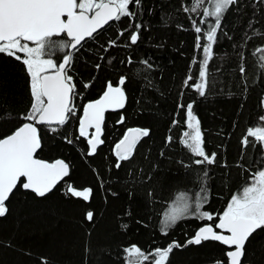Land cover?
I'll return each mask as SVG.
<instances>
[{"label":"trees","instance_id":"1","mask_svg":"<svg viewBox=\"0 0 264 264\" xmlns=\"http://www.w3.org/2000/svg\"><path fill=\"white\" fill-rule=\"evenodd\" d=\"M193 3L140 0L130 6L135 17L111 22L78 50L51 49L50 58L58 62L72 51L69 74L78 93L76 111L63 126H37L42 149L35 157L49 162L61 158L70 165V174L45 197L19 185L14 190L6 202L8 213L0 217V264H128L126 248L136 245L147 254L173 241L181 246L173 248L166 264H228L229 248L220 242H185L205 223L215 229L231 196L264 167L261 144H242L248 128L264 125L259 119L264 116V68L259 61L264 52H256L264 49V0H237L224 14L204 96L194 87L200 82L203 52L196 48L198 34L192 20L200 25L202 19L211 23L214 18L202 15L208 0L195 12H186ZM135 25H140L139 37L132 44L129 37ZM53 39L67 38L61 34ZM110 41L115 45L109 46ZM201 42H206L203 36ZM190 75L193 79L185 84ZM120 76L126 77L125 106L105 112L104 143L89 155L87 140L93 129L89 137L79 136L83 105L98 98L109 81L115 86ZM31 102L26 66L0 54V138L25 122ZM188 103L200 121L206 153H216L211 165H195L198 157L180 143L188 130ZM130 127L146 128L149 135L140 139L130 160L118 161L113 146ZM68 184L91 188L90 199L67 193ZM201 186L207 187L209 195L201 211L212 213L213 220L186 215L164 234L162 218L170 203L187 191L194 207ZM87 211L93 212L92 221L86 219ZM246 252L243 264H264V231L254 234ZM153 263L151 258L145 262Z\"/></svg>","mask_w":264,"mask_h":264},{"label":"snow or ice","instance_id":"2","mask_svg":"<svg viewBox=\"0 0 264 264\" xmlns=\"http://www.w3.org/2000/svg\"><path fill=\"white\" fill-rule=\"evenodd\" d=\"M139 2L140 0H0V54L22 60L30 76L32 96L31 107L23 116L25 121L30 122L23 123L11 134L0 138V217L8 213L6 202L18 185L25 190H31L38 197H45L70 174V165L65 160L57 159L49 163L35 158L42 149V136L37 125L63 126L76 111L75 99L78 93L75 91L73 76L69 74L73 60L72 51L66 52L62 56V61L58 62L50 58L51 49L55 48L61 52L65 49L78 50L111 22L135 17L136 13L130 10V6L138 5ZM203 2L204 0H194L193 6L184 10L195 12ZM236 3L237 0H208L209 7L203 9L202 15L204 18L214 19L211 23H208V19L200 21V25H206V29L198 25L196 20H192L194 30L198 34L196 48L202 49L203 52V60L199 63L198 72L200 82L194 84L200 96L206 95L208 65L213 58V47L218 30L222 28L223 16ZM135 28L136 31L129 37L132 44L138 40L140 25H135ZM61 34L67 39H53ZM120 35L124 33L121 32ZM201 36L205 43L201 42ZM114 45L115 41H110L109 46ZM256 52H264V49L257 48ZM259 61L260 66L264 68V55L259 57ZM131 62L129 59L128 63ZM96 67L99 68L100 65L97 64ZM240 72H245L243 65L240 67ZM192 79L190 75L185 84ZM125 83V76H120L115 86L109 81L106 90L98 99L83 105V115L79 118V136L89 137V129L95 130L87 140L90 145L89 155L95 154L98 145L104 143L101 135L105 112L124 108ZM89 86V84L84 85L85 88ZM259 119L264 122V116ZM123 120L122 116L120 122L122 123ZM173 123L177 124L178 121ZM186 125L188 130L183 131L180 143L193 156L198 157L193 163L213 164L216 153L207 154L205 151L200 121L193 114L192 103L186 105ZM56 130L51 128L53 132ZM148 135L149 130L146 128L128 129L124 137L115 145L118 161L130 160L139 140ZM167 140L171 142L173 137L169 136ZM254 141L264 147V125L248 128L242 144L248 146ZM72 142L68 140V143ZM116 167H120V164L117 163ZM203 176L206 182L207 172H204ZM67 193L87 201L90 199L92 189L88 187L79 189L68 184ZM208 199L206 186H201L200 192L195 193L194 207L189 204V193L180 192L165 213V220L162 222L164 234H167L168 227L184 218L186 214L206 221L213 220L212 213L201 211ZM86 219L88 221L94 219L92 211H87ZM215 229L212 224L205 223L196 231L194 237L188 240V243L201 244L202 241L208 240L222 242L231 249L226 252L228 264H243L247 255L246 245L251 242L254 234L264 231V167L253 173L249 182L231 196L226 209L222 215H219ZM225 232L228 234H224ZM180 246L173 241L165 248L157 247L149 250L147 254L136 245L124 251L128 254V264H145L150 258L154 260V264H166L173 248Z\"/></svg>","mask_w":264,"mask_h":264},{"label":"water","instance_id":"3","mask_svg":"<svg viewBox=\"0 0 264 264\" xmlns=\"http://www.w3.org/2000/svg\"><path fill=\"white\" fill-rule=\"evenodd\" d=\"M65 37H66V36H65ZM66 38H67V37H66ZM105 90H106V89H105ZM105 90H104V91H105ZM102 93H103V92H102ZM101 95H102V94H101ZM101 95H100V96H101ZM98 98H99V97H98ZM98 98H96V99H98ZM94 100H95V99H94ZM125 100H126V99H125ZM91 101H92V100H91ZM88 102H90V101H88ZM88 102H86V103H88ZM86 103H85V104H86ZM116 110H120V109H110V110H107V111H116ZM82 115H83V108H82V112H81V116H82ZM81 116H80V117H81ZM26 122H30V121H25L24 123H26ZM54 125H56V124H53V125H51V126H54ZM20 126H22V124H21ZM20 126H18V127H20ZM37 126H45V125H37ZM18 127H17V128H18ZM133 128H140V127H130V128H128V129H133ZM92 129H93V132H94V131H95L94 128H92ZM128 129L125 130V132L123 133L122 137H121V138H120V139L114 144V146H113V154H114V156H115L116 158H117V156L115 155V145H116V144H117V143H118V142L124 137V135L126 134V132H127ZM141 129H143V128H141ZM14 131H15V130H14ZM93 132H92V133H93ZM11 133H12V132H11ZM11 133H10V134H11ZM8 135H9V134H8ZM6 136H7V135H6ZM6 136H4V137H6ZM4 137H2V138H4ZM90 138H91V137H90ZM139 141H140V140H139ZM89 146H90V145H89ZM35 158H37V157H35ZM37 159H39V158H37ZM58 159H61V158H58ZM117 159H118V158H117ZM55 160H57V159H55ZM55 160H53L52 162H54ZM45 161H46V160H45ZM48 162H49V161H48ZM49 163H51V162H49ZM22 188H23V187H22ZM29 191H31V190H29ZM218 222H219V219H218L217 223H218ZM202 226H204V225H202ZM202 226H201V227H202ZM198 229H199V228H198ZM198 229H197V230H198ZM197 230H196V231H197ZM218 232H219V231H218ZM195 233H196V232H195ZM224 234H228V233L225 232ZM194 235H195V234H194ZM193 237H194V236H193ZM193 237H191L190 239H192ZM190 239H188V240H190ZM188 240L185 242V244H188ZM218 242H219V241H218ZM220 243L222 244V242H220ZM226 247L229 248L228 246H226ZM229 250H231V249L229 248L228 251H229Z\"/></svg>","mask_w":264,"mask_h":264},{"label":"rangeland","instance_id":"4","mask_svg":"<svg viewBox=\"0 0 264 264\" xmlns=\"http://www.w3.org/2000/svg\"><path fill=\"white\" fill-rule=\"evenodd\" d=\"M22 55H23V54H22ZM28 75H29V74H28ZM29 79H30V76H29ZM31 103H32V102H31ZM263 149H264V147H263ZM175 200H176V198L170 203V205L168 206V208L166 209V211L163 213V218H162L163 221L165 220V213L168 211L169 207L173 205V203H174ZM189 204L192 205L190 202H189ZM186 215H190V214H186ZM186 215H185V216H186ZM162 224H163V223H162ZM163 226H164V224H163ZM153 264H154V263H153Z\"/></svg>","mask_w":264,"mask_h":264}]
</instances>
